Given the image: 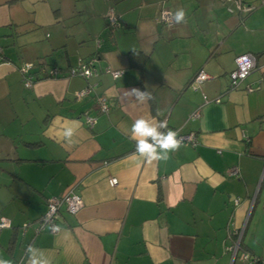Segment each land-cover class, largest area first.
<instances>
[{"label":"crops","instance_id":"0c3cea01","mask_svg":"<svg viewBox=\"0 0 264 264\" xmlns=\"http://www.w3.org/2000/svg\"><path fill=\"white\" fill-rule=\"evenodd\" d=\"M245 1L249 13L226 0H0V218L11 223L0 229V258L27 264L33 245L51 264H246L226 249L241 227L240 250L264 256V0ZM179 9L186 22L162 20ZM247 52L255 68L229 88ZM96 53L97 75H67ZM23 62L60 73L26 88ZM106 67L123 73L114 79ZM200 70L207 78L194 90ZM88 83L94 91L77 99ZM134 89L152 98L141 102ZM139 118L167 121L195 144L148 163L130 135ZM69 188L84 206L62 211L56 233H35L46 199Z\"/></svg>","mask_w":264,"mask_h":264},{"label":"built area","instance_id":"2783aa9c","mask_svg":"<svg viewBox=\"0 0 264 264\" xmlns=\"http://www.w3.org/2000/svg\"><path fill=\"white\" fill-rule=\"evenodd\" d=\"M231 1L235 4L236 8L239 11L244 13H249L252 11L255 6L247 3L245 0H226ZM107 25L110 29H113L119 25V20L117 15L114 13L112 8H109L106 14ZM162 20L167 25H172L174 22L173 16L167 12H162ZM102 39L100 37L95 38V44L97 47H100ZM3 59V55L0 48V60ZM98 59V54H94L89 57L87 60H79L76 66L71 67L67 71V75L74 76L79 75L86 79H89L92 76L98 74V69L95 65ZM256 65V56L253 53H243L238 55L235 58V68L229 72V88H235L238 84L243 81L250 72L255 68ZM36 67V68H35ZM19 71L22 77V82L26 88L31 87L33 84L36 75L42 76H57L60 73V69L58 67L52 66L49 70L46 69V65L44 63H31V62H23L19 66ZM106 72H109L114 79L118 78L122 75L123 70H114L109 67L105 68ZM207 78V74L200 70L198 71L187 84L188 87L192 89H196L201 82H203ZM247 91L252 90V88L247 87ZM94 91V84L88 83L84 88L77 91L75 93V97L77 99L84 98L90 95ZM95 104L99 113H107L109 110V106L102 95H95ZM203 100L205 102L209 101L207 96L203 95ZM216 102H219V98L213 99ZM198 112L195 111L190 114L189 117L198 116ZM83 118L87 126L92 127L96 121V117L90 115L87 111L83 113ZM170 129V128H169ZM161 131H166L162 129ZM179 136L178 139L181 140V144L184 142H191L192 145L195 144V136L192 133L183 134L178 130ZM232 174L236 173V169L232 168L230 171ZM108 183L111 186L117 184V179L115 177H110L108 179ZM238 199H235L234 202H237ZM84 206V202L79 194L75 193L72 188H69L64 194L60 196H50L46 199V209L35 221V233H38L42 230H48L51 233H56L59 230L58 220L61 217L62 211H66L70 214H76L82 207ZM30 223L25 222L22 224L21 228L24 231ZM11 226L10 220L1 217L0 218V229L9 228ZM243 227L238 230H229V238H231L230 242L227 244L226 249L231 252L232 258H239L244 261L246 264H264V256H259L256 254L249 253L245 250H240V240L243 234ZM28 248V247H27ZM27 248L24 252V256L27 253ZM16 264H22L21 261H18Z\"/></svg>","mask_w":264,"mask_h":264},{"label":"clouds","instance_id":"9594fccd","mask_svg":"<svg viewBox=\"0 0 264 264\" xmlns=\"http://www.w3.org/2000/svg\"><path fill=\"white\" fill-rule=\"evenodd\" d=\"M177 24L184 23L186 13L183 9L174 14ZM141 102L150 100L151 93L148 91L132 90ZM162 129L166 131H161ZM71 135V132L67 133ZM131 138L135 140V151L148 163L155 161H167L171 152L177 151L181 146L178 132L168 128L167 121H150L144 118L136 119L130 128ZM0 264H12V261L0 258ZM27 264H51L45 253L33 245L27 248Z\"/></svg>","mask_w":264,"mask_h":264},{"label":"trees","instance_id":"16d2710c","mask_svg":"<svg viewBox=\"0 0 264 264\" xmlns=\"http://www.w3.org/2000/svg\"><path fill=\"white\" fill-rule=\"evenodd\" d=\"M128 57H129L130 61L133 62V63H135V64H140V65L143 64L144 56L138 50H131V51H129L128 52ZM39 63H44V62H39ZM37 77L38 76L36 75V78ZM39 77H41V75Z\"/></svg>","mask_w":264,"mask_h":264},{"label":"water","instance_id":"95a60500","mask_svg":"<svg viewBox=\"0 0 264 264\" xmlns=\"http://www.w3.org/2000/svg\"><path fill=\"white\" fill-rule=\"evenodd\" d=\"M235 258V257H234ZM234 258H232V259H234Z\"/></svg>","mask_w":264,"mask_h":264}]
</instances>
